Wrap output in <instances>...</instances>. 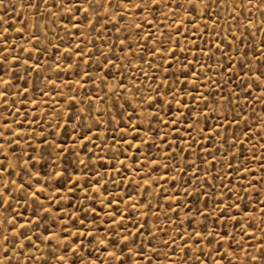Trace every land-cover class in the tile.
<instances>
[{"label": "snow or ice", "instance_id": "snow-or-ice-1", "mask_svg": "<svg viewBox=\"0 0 264 264\" xmlns=\"http://www.w3.org/2000/svg\"><path fill=\"white\" fill-rule=\"evenodd\" d=\"M0 7L33 12L30 19H23L21 13L22 20L16 23L0 15V107L7 113L0 117V264H264V200L257 198L252 210L247 201L253 179L264 194V155L258 154L261 167L256 170L243 160L235 169L229 162V175L235 171L246 184L239 191L224 185L225 192L212 194L211 206L205 184L200 180L192 184L184 177L189 170L192 175L199 172L205 182L220 177L199 169L195 158L173 163L171 168L168 164L193 155L192 148L200 140L192 132L204 134L197 128L199 123L215 139L220 128L227 132L243 122L239 136L233 131L220 144L228 145L225 154L231 152L233 159H239L237 152L243 155V138L250 140L257 125L244 114L240 96L264 102V36L256 48L251 47L256 34L264 33V0H232L231 7L228 0H15L12 5L0 0ZM255 12L262 17L258 22ZM169 13L175 18L166 25L167 31H160L161 17L167 20ZM53 24L64 31L67 43L51 28ZM189 24L195 25L194 33ZM145 25L155 31H145ZM50 32L58 44L48 39ZM89 34L93 41L87 40ZM49 48L54 49L51 57ZM233 63H239V68L234 70ZM145 64L154 69L152 75L143 70ZM137 71L150 83H137ZM32 73L42 88L29 85L27 77ZM67 73L72 78L66 81ZM88 85L94 89L91 95ZM45 88L50 97H59L53 101L55 108L45 110L43 116L29 108L23 119L14 118L29 105L38 107L32 93L38 89L43 94ZM10 95L15 97L11 102ZM173 105L178 106V115ZM252 116L258 121V139L264 141V117L256 116L254 109ZM48 117L54 122L40 130L33 128ZM208 119L216 121L210 128ZM185 122L188 135L181 137L179 126ZM160 125L169 133L161 136ZM167 135H174L171 143ZM157 140L167 150L153 155ZM181 140H186V146H181ZM208 155L211 158L202 162L215 168L217 156ZM108 168L121 183L132 180L126 171L143 173L133 185L135 196L124 189L119 195L107 189L108 182L115 183ZM89 172L99 179H90ZM248 173H253V179H248ZM161 179L171 180L173 189L183 193V199L178 194L163 197L167 210L162 214L170 229L160 225L150 199L165 192ZM77 190L82 196L78 207L72 201ZM97 203L99 211L93 206ZM155 208H161L159 201ZM255 211L262 212L259 224ZM149 215H155L157 223L149 225ZM101 217L108 224L103 236L95 227L103 225ZM86 241L96 253L103 246L108 260L85 253Z\"/></svg>", "mask_w": 264, "mask_h": 264}, {"label": "rangeland", "instance_id": "rangeland-1", "mask_svg": "<svg viewBox=\"0 0 264 264\" xmlns=\"http://www.w3.org/2000/svg\"><path fill=\"white\" fill-rule=\"evenodd\" d=\"M14 3H15V0H5V4L12 5ZM228 3L230 5V7H231L232 0H228ZM254 3H255V0H254ZM249 7H251V6H249ZM236 11L239 12V9L237 8ZM21 13H23V19H30V18L33 17V12L30 9H21L19 7H16V8L9 7L7 9H5L3 7H0V15H5V19L6 20L8 19V17H12V20H11L12 23H16L17 20H22ZM223 15L225 16V19H227V14L223 13ZM243 16H244V14H241V17H240L241 22H243ZM174 18L175 17H173L171 13H169V19H167V20H165L163 17H161L160 31H167L166 25L171 23L172 19H174ZM181 18H183V16H181ZM254 18L258 22L259 19H261L262 17L260 16L259 12H255ZM36 19L38 20V18H36ZM150 19H151V17H150ZM205 19L207 20V18H205ZM137 22L139 23L140 21L137 20ZM207 22L209 24V27L211 28V21L207 20ZM228 22L231 23L232 21H228ZM65 23H66V21H65ZM223 23H224V21H221V24H223ZM17 27H19V24L17 25ZM188 27L193 30V33L195 32V25L189 24ZM51 28L58 34V36L60 38L65 39V43H67V37L65 36L64 31H62L55 24L51 25ZM85 31H87V30H85ZM145 31H155V29L154 28H149L147 25H145ZM252 31L255 32L256 30L252 29ZM25 35H27V33H25ZM37 35H39V33H37ZM107 35H108V33H105V36H107ZM116 35L117 34L115 32H113L111 38L115 39ZM262 36H264V33H257L256 34L255 41H253L252 45H251L252 48H256L257 47V42L261 39ZM189 38L191 39L192 37L190 36ZM206 38H209V37H206ZM48 39L53 41L54 43H57V44L60 42L56 38V36H53L51 34V32L48 34ZM211 39H213V41H214L215 37H211ZM41 40L42 41L44 40L43 36H41ZM87 40L88 41H93V35L89 34L87 36ZM17 41H18L19 44L24 45V47H28V45L25 44L23 40H20L19 38H17ZM33 43H35V42H33ZM96 43H97V46H100V42L99 41H96ZM181 43L185 44L186 46H190V45H187V42L184 41L182 38H181ZM88 46L91 47V44H88ZM62 47H63V45H62ZM136 51L140 55L144 54V53H141L139 49H136ZM193 51L195 52V49H193ZM53 52H54V49L49 48L48 57H51ZM249 52H250V55H251L252 54L251 53V49H249ZM195 54L196 55H200L199 52H196ZM216 56L218 57L219 53H216ZM189 59H191V56L189 57ZM204 59H207V57H204ZM44 61H45V57H41V63H44ZM49 62H50V60H49ZM208 63L212 64L213 68L215 69V64H213L212 61H208ZM142 67H143V70L145 72H147L149 75L153 74L154 69H149L146 64L142 65ZM232 68L234 70L238 69L239 68V63H233L232 64ZM208 74L211 76L213 73L209 72ZM21 75H24L23 71H21ZM44 75L51 76V74H49V73H44ZM135 76L138 77V80L136 81L137 83H140L141 81H145V78L143 76H140V73L138 71L135 72ZM221 76H222L223 79L227 80V75L226 74L221 73ZM70 78H72L71 77V73L64 74V76H63V79L66 80V81L69 80ZM27 79H28L29 85H31L33 83H36L41 88L43 87V84H41L40 80L37 79V74L36 73L30 74L27 77ZM130 80H131V78H130ZM145 82L146 83H150V81H145ZM19 83L20 84H24V80H20ZM111 83H114V81H112ZM229 87H233L234 88V85H229ZM93 92H94V89L92 88V86L88 85V94L91 95ZM48 93H49V89L48 88L44 89V93L43 94H39V90L37 89V91L35 93H32V95L35 98H37L39 106L36 107V106H33V105H29L27 108H23L22 109V112H21L20 116L14 117V118L23 119V114L26 113L29 108H33L34 111H36L38 116H43L45 114V110L51 111L53 108H55V104L53 103V101L55 99H59V97L55 96V95L50 97L48 95ZM81 94L83 95V90L81 91ZM117 94H119V93H117ZM101 95H103V93H101ZM253 95H259V93L258 92H254ZM13 99H15V97L10 95L9 96V101L11 102ZM0 105H3V99L2 98H0ZM239 105L243 107L244 114L251 117L250 123L257 125L256 129L249 134L251 136L250 140L247 137L243 138V140H244V144H243V148H242L243 155L240 156L239 152L236 153V156L239 157V159H233L231 152H229L226 155L225 151L228 148V145H223V147H221L220 144H221L222 137H224L226 135V136H228L230 138L233 131H236L237 136H239L240 129H243L245 127L243 122H241L239 127H237L236 125H232L231 127H229L227 129V132L225 131V127L220 128L219 129L220 136H217L215 139L211 138L212 137V133H209L207 131V128L205 127L204 123L197 124V128L204 129V134L201 135L200 133H198L195 130L192 132V137L194 139L198 138L200 140V144L199 145H194L193 148H192L193 155L189 156V155L185 154L183 157H180L177 161H172V160L168 161V164H169V166L171 168V165L173 163H182L184 160H189L190 161L191 159L195 158L196 159V164H197L199 169L208 170L210 176L220 177L219 179L213 178L212 180L205 182L204 179H203V176L199 172H197L196 175H192V171L193 170H189V175L184 177L185 180H190L192 184H196L197 180H200L201 183L205 184L206 189L210 193V198L208 200V203H209L210 206L212 205V200L214 198L212 196V194L216 193V192H221V193L225 192L226 189H225L224 185H227L228 187L235 186V190L239 191L240 185L242 183L246 184V181L242 180L241 176L236 175L235 171H233L231 173V175H229V170L227 168V164L229 162L232 163L233 169H235V168L240 166V160H243L245 166H247V167H249V168H251L253 170L259 169L261 167V164L258 163L257 161H259L260 155H264V141H261V140L258 139V134H259L258 121L256 120L255 117L252 116V113H253V109H254L255 113H256V116L264 117V110H262V109H264V102L257 103L256 101L252 100L251 97L245 99L243 97V95L241 94L240 99H239ZM49 106H51V107H49ZM100 106L101 107H105L103 104H101ZM172 110L174 112H177V115L179 114L178 106L173 105ZM237 110L239 111L240 108H237ZM5 115H7V113L4 112L2 107H0V117L5 116ZM229 115H231V113H229ZM31 119H32V117L29 116V120H31ZM165 119H168V117L165 116ZM204 119H205L204 116L200 117L201 121H204ZM49 121L54 122L52 117H48L47 121L46 120H40L39 121V128H37V126L35 124H33V128L36 129V130H40ZM214 122H216V121H214L213 119H208V121H207L208 127L210 128ZM187 127H188L187 122L180 124V126H179V135L181 137H187V135H188L187 132H186ZM159 128L162 129V131L160 132L161 136H164V135L169 133V129L167 127H165L163 125H160ZM153 135L155 136V132L153 133ZM116 136H117V138H119L120 133L117 132ZM167 139H168L169 143H171L173 141V139H174V135H167ZM180 143H181V146H186V140H181ZM21 145L23 146V141H21ZM173 147L175 148V145H173ZM202 148L203 149H207V151L206 152L203 151ZM161 149H163L165 151L167 150L166 147L164 146V144L162 143V141L157 140L156 147L153 148V155H155L156 153L160 152ZM217 149H219V151H217ZM208 153H212V154L217 156V161H216L215 168H213V166L210 165V164H205V163L202 162L203 159H210L211 158L208 155ZM258 154H260V155H258ZM109 155H112V154L110 153ZM253 156H256V160L252 159ZM13 163H15L14 160H13ZM41 164H44V162H41ZM100 170H101V172L105 171L104 168H101ZM107 170L110 171V172H113L112 179L115 181V183L108 182L105 185L107 187V189L111 193L119 195L121 189H124L125 191H127V192L131 193L133 196H135V192L133 190V185L135 184L136 181H139L141 179V176L143 175V173L137 174V173H133L131 171H126L125 174L130 176V177H132V180L131 181L125 180V181H123V183H121L120 182V177L115 175V172H114L113 169L108 168ZM137 170L139 172V166H137ZM153 175H156V174L153 173ZM172 175H175V173H172ZM245 175H247L248 179H253V173H248V174H245ZM88 176L92 180L99 179V177H93L91 172L88 173ZM13 178L16 179V177H13ZM103 179L105 181H108L109 177L108 176H104ZM65 180H67V177H65ZM160 183L163 186V188L165 189V192L161 193V195L159 197H151L150 199H151V203L153 205L154 212L159 214V223H160V225L165 227V228H167V229H170L171 225H166L164 223V217H163V214H162L164 211L167 210V201L164 200L163 197H164V195L178 194L183 199V193L180 192L178 189H173L171 180H168L167 182H165L163 179H161ZM179 183L182 184L183 182L181 181ZM208 184L213 185V187H208ZM253 184H254V188L253 189H248V191L250 192V195L247 196V201L250 202L249 203V210H252V209H254L256 207L255 201L257 200V198H259L261 200H264V194H262L258 190V186L255 185V180L254 179H253ZM68 186L70 187V185H68ZM153 191H155L157 193L161 192V190L159 188H154ZM90 194H92V193H90ZM240 194L244 195L243 192H241ZM81 198H82L81 193L79 192V190H77L75 197H72V201H73L75 206L78 207L80 205ZM105 198H107V197H105ZM158 201L161 204V208L157 210L155 208V205L157 204ZM85 203H87V201H85ZM129 203H131V201H129ZM93 206L97 207V209L99 211V207L100 206H99L98 203L96 205H93ZM120 206H121V208H123L124 204H121ZM193 206H195V205H193ZM65 207H67V204L65 205ZM137 207H139V203L137 204ZM185 211H187V209H185ZM169 215H171V214H169ZM261 215H262V212H260V211H255L254 212V218H255L257 224L260 223ZM133 216H134V219H139L141 223H144V219L142 217H136L135 214H133ZM83 218H84L83 214H81V219H83ZM91 218H92V214H89V219H91ZM101 219H104L103 225L97 223L95 225V227H96V229L98 231H100L101 235L103 236V230L108 227V224H107V219L106 218L101 217ZM172 219L174 220L175 216H172ZM155 223H157L156 216L155 215H149L148 224L151 225V224H155ZM53 227H55V226H53ZM89 227H91V225H89ZM128 227L131 228L132 225L129 224ZM259 235H260V233H259V231H257V236H259ZM144 238L148 239L146 233H145V237ZM89 239H91V238H89ZM113 239H115V237H113ZM85 243H86L85 253L93 252V258H95L96 256L99 255L103 259L108 260V257L106 255V253L103 252V246H101V249H102L101 253H96L94 251V249H92L90 246H87V241ZM253 243H255V241H253ZM85 259H87L86 255H85ZM141 264H143V262H141ZM164 264H166V262H164Z\"/></svg>", "mask_w": 264, "mask_h": 264}]
</instances>
